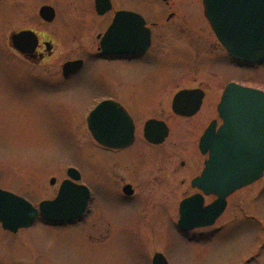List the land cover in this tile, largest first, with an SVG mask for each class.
<instances>
[{
    "label": "rangeland",
    "instance_id": "rangeland-1",
    "mask_svg": "<svg viewBox=\"0 0 264 264\" xmlns=\"http://www.w3.org/2000/svg\"><path fill=\"white\" fill-rule=\"evenodd\" d=\"M174 1L179 4L178 10L187 16V22L191 24L189 30L194 32L188 35V44L176 33L168 45L155 43L161 49L160 57L156 61L153 59L154 62H146L145 66L140 65L143 70H130L129 74L113 66H109L108 71H101L88 63L80 74L60 78L64 60L78 57L81 46L88 42L93 46L97 40L93 36L85 38L86 34L75 38L63 19L46 26L37 21L34 13L33 19L29 20L52 41L54 55L46 66L33 70L31 80L30 75L28 78L22 71L12 73L0 65V189L36 204L54 195L57 184L65 177V167L73 163L82 172V183L92 192L96 210L104 216L92 211L85 223L77 228H51L38 223L19 231L18 235H10L0 227V264H150L151 256L156 252L161 253L168 264H264V172L260 179L234 192L216 223L198 231L203 235H196L197 240L190 241L170 220L176 219V202L188 188L187 177L181 173L179 162L184 160L191 164L187 163L188 158L195 157L192 154L193 134L190 136L187 130L190 124L166 117L164 111L167 109L163 107L161 115L175 129L161 147V162L152 166V170L144 168L142 173H132L134 178H130L138 194L159 197L161 203L156 206L161 210L149 205V209L140 210L134 204L135 199L124 201L117 194L107 165L109 155L94 146L86 128L85 116L96 99L91 97L107 94L109 90L94 87L99 79L108 82V79L127 78L130 86H135V94L129 89L133 101L138 104L146 101L153 93L149 67L154 66H147L148 63L162 70L164 84H175L166 90L167 99L176 88L198 81L194 75L198 67H208L203 77L211 87L209 95L213 97L228 80L264 91V63L238 66L229 61L223 50L212 51L211 46L218 43L203 17L202 1ZM135 3L141 2L128 0L130 6ZM160 7L162 13L157 20L161 22L166 13L161 0H145V7L140 11L146 20H150L154 14L160 15ZM23 20V17L18 18L17 26H22ZM71 26L74 27V23ZM58 27H62V31ZM9 29L1 27L2 41ZM95 30L93 28L91 32ZM154 30L158 33L173 31L165 27ZM199 37H203L202 40H198ZM17 61L20 64L21 60ZM163 71L168 74L164 76ZM39 78H44L46 87L40 86ZM212 101L207 103V109ZM136 112L142 116L146 111ZM146 117H138L137 123H142ZM132 156L135 165L141 164L140 152ZM122 167H118L119 174L124 173ZM51 177L56 178L55 185L48 183ZM116 183L121 182L117 179ZM105 219L110 227L106 226ZM107 233L109 240L106 243L89 242L90 239L105 238ZM207 234L211 236L205 237Z\"/></svg>",
    "mask_w": 264,
    "mask_h": 264
},
{
    "label": "flooded vegetation",
    "instance_id": "flooded-vegetation-1",
    "mask_svg": "<svg viewBox=\"0 0 264 264\" xmlns=\"http://www.w3.org/2000/svg\"><path fill=\"white\" fill-rule=\"evenodd\" d=\"M138 1H140L141 3H135L133 6H130L128 4V0H99L98 3L96 0H58L54 1L53 3H50L47 0H0V30L1 27L2 29H7L8 27H10V29L6 32L4 36L5 39H3V41L0 39V65H4L5 68H9L10 70H12V73L15 72L16 74H18V71H22V73L25 74L27 77L28 75H30L31 78H28L31 80V73L33 72V70L37 67L46 66L49 58L54 55L52 41L44 35L43 30L35 28L32 22L29 21L33 19L34 13L36 14L37 21H39L43 25L47 26L50 23H55L57 19H63L64 23H68V26H66L67 30L71 31V35H73L75 38L84 36V34H86L85 38H87L88 36L90 39L91 36H93L94 39L97 40L93 46H91L89 42L88 45L81 46L78 51V53L80 54L78 57H73L69 60H64V62L60 66V78L63 79L70 78L71 76L78 73L80 74L81 71L86 67V65H88V63L91 64V66L94 65V68H100L101 71H108L109 66H113L117 68V70L126 72L127 74L130 73V70L134 69L141 71L144 68L140 69V65L145 66L146 62L153 61V59L156 61L157 58L160 57L162 53L161 49L157 46V44L155 45V43H160L161 45H168V41L172 40L173 35L175 33L178 34L182 40H185L186 44H188V35L193 34L194 32L192 29L189 30L191 24L187 22V16L183 12L178 10L179 4L177 3V1L175 2L174 0H161V2L163 3V7L166 9L164 17L162 15L161 22L157 20L161 17V7L160 15L154 14L153 17H151L152 19L146 20L144 15L140 11L141 9L143 10V8L145 7V0ZM49 11L52 12L51 19ZM120 11H133L141 14L145 19V25L149 28V46L145 51L134 53L124 51L105 53L100 47V38L108 28L109 24L112 22L116 13ZM20 17H23L25 20L20 23V25L22 26H17V21L18 18L20 19ZM13 22L14 24H12ZM73 23L74 27L71 26V24ZM159 27L172 28L173 31H162L161 33H158L154 29ZM58 28L62 31V27ZM93 28H96V30L94 32H91ZM23 32L31 35L32 39L26 40V38H24L25 35L24 37H17V35H20L19 33ZM202 38L203 37H199L198 40H202ZM25 44L28 46V48H32L30 52L22 53L16 48V46L23 47ZM211 48L213 49L212 51L223 50V48L219 44H217L216 46L212 45ZM201 49H198V52H200ZM18 59L21 60L20 64L17 61ZM67 61L80 62L78 63V66L74 71L64 76L63 65ZM234 64H239L238 66L241 65L245 67L253 66V64L251 63L234 62ZM151 65L154 67H149V69L151 70L149 72V81L153 93L149 94L148 97H146V101L143 103L138 104L133 101L134 98L130 96L129 89H131V91L135 94V86L134 84L130 86L129 79L127 78L108 79V82L107 80L99 79L98 81L100 82L94 85L95 88H98L100 90L109 89L107 90V94H94L91 97H95L96 99L92 103L93 105L91 104L92 106L88 110L87 114L92 109L97 107L99 103L108 102L105 108L99 112L100 117L95 121L94 129L97 130L99 127H101L104 130H107L108 133L114 134L119 131H126V128H128L129 130V127H131L130 140L127 145H121L123 144V140L125 139V136L123 135L120 138L114 139V142H119L120 145L105 146L98 141L97 136L95 137V135L88 130L87 125L86 128L89 131L94 146L109 155V161L107 165L110 171L111 178L115 181V184L117 186V194H120V197H123L124 201L135 199V206L140 210H144L146 208L149 209L152 206L159 205L161 201L158 200L159 197L153 198L146 194H138V190L132 184V180L130 178H134L133 176L135 174L142 173L144 168L147 170H152L153 167L156 166V164H159L161 162V147L166 141V139L169 138L173 129H175L174 125L171 126L167 119H165L161 114L167 112L166 117L171 116L174 119L188 122L190 124V129L187 130L189 131L190 136L191 134H193L192 143L194 149L192 150V154L195 157L194 159L188 158L190 161H186L187 163L191 164H186L184 160H181L179 162L178 167L181 168V173L183 172V176L187 177L188 188L185 189V191L183 192V196L178 199V202H176V219L170 220L172 221V224L175 225L177 231L182 233V235H187V240L194 241L197 240L196 235H203L201 234V232L198 233V231H204L212 227L216 223V221L222 216L227 207H225L224 211L211 225L195 226L187 230H180L177 228L176 225L178 219L179 203L181 200L190 197L194 194L201 195L203 205L209 204L215 198L212 195L203 194L196 187L192 186V180L201 172L203 162L206 156L202 155L199 152L198 143L202 133L210 122L215 121V128H218L221 125L222 120L217 115V104L219 102L221 92L227 82L237 81H226L220 93L213 97L209 95L211 87H209L203 77L205 76V72L208 70V67H198L194 74L198 77V81H193V84L184 85L182 87L176 88L175 91L171 94V96L169 95L170 98L167 99L168 96L166 95V90L175 84H164L163 78H161L163 75L162 70L156 67L157 65L155 66L151 63H148L147 66ZM118 66H120V68ZM167 74V72H164V76ZM47 75L50 76V74ZM42 76H44L43 73ZM171 79L174 80L175 78ZM37 82L41 84L40 86L42 87V84L44 85V78L37 79ZM180 90H187L189 92L188 98L184 102L185 107L190 108L191 106H196L194 109L195 111L192 112L190 115L177 114L172 109L173 97ZM212 99L213 101L211 107L207 109L206 105ZM163 107H165V109L167 110L161 113V110L164 109ZM143 110H145L146 112L142 116H138L136 111ZM210 113H213L212 116H210ZM87 114L85 116V121ZM138 117L146 118L142 123L138 124ZM163 132H166V134L160 142H155L152 140H157L163 134ZM136 152H140L142 156L141 164L137 165H135L131 160V157H133L132 155ZM187 156L191 157V155ZM198 156H200L201 158H198ZM130 163L132 164V166L130 165ZM120 166H123L122 169L120 168L122 172L128 173L129 171V174H119L118 167ZM68 167H75L79 170L81 176L78 182L82 183V172L80 171L78 166L72 163ZM68 167H65V177L62 178L59 183L66 178V172ZM178 167L176 168L178 169ZM175 171L177 170L175 169ZM132 173H134V175H132ZM51 179L53 180L52 184L50 183ZM117 179L121 182L118 185L116 183ZM48 183H50V185H55L56 178L51 177L48 180ZM55 194H57V189L54 195ZM54 195L51 198H53ZM229 197H227V200ZM150 198L154 200L151 201ZM155 200H158L159 202H156ZM94 202L95 200L90 190L88 206L82 211L79 216L71 219L70 221L48 222L42 220L39 216H37L33 223L29 224L26 227H20L23 229L18 228L17 230H27L31 226H36L38 223H40L41 226L51 228L57 227L65 229L70 226L77 228L85 223L84 221L88 218V215L92 214V211L95 212L94 214L103 215L101 211L96 210ZM147 205H149L150 207H147ZM156 208L161 210L160 207L156 206ZM106 223V226L110 227L108 221ZM0 227L2 228V231L7 232L10 235H18L19 233H21L18 232L17 234V230L10 231L4 229L1 224ZM108 234L109 233H107L105 238L102 237L101 239H90L89 242H93L96 244H104L109 240ZM79 236L81 237L82 235ZM210 236V234L205 235V237ZM82 238L86 240L84 237ZM150 264H152L151 260Z\"/></svg>",
    "mask_w": 264,
    "mask_h": 264
},
{
    "label": "water",
    "instance_id": "water-1",
    "mask_svg": "<svg viewBox=\"0 0 264 264\" xmlns=\"http://www.w3.org/2000/svg\"><path fill=\"white\" fill-rule=\"evenodd\" d=\"M202 4L204 16L212 31L231 57L247 62L264 61V0H202ZM49 15L51 19V11ZM125 23L131 26L129 35L116 37V32ZM19 36L26 40L32 39L31 35L24 32L17 37ZM148 43V30L144 27V20L132 12L117 13L101 40V46L106 52L130 49L142 51L147 48ZM16 48L22 53L30 52L32 49L26 44ZM76 68L77 63L68 62L64 65V73L68 74ZM188 94L187 90H183L175 95L172 108L176 113L189 115L195 111L196 106L187 108L184 105ZM107 103L102 102L89 114L88 127L103 144L120 145L118 142L114 144V139L124 135L125 139L121 145H126L130 140L131 127L129 130L125 127L126 131L114 134L101 127L94 129V123L100 117L99 112ZM218 112L224 122L217 131L213 126L209 127L202 136L199 148L202 153L208 152V159L200 176L192 181L193 185L202 189L204 193H214L217 199L204 208H201L198 195L182 201L178 226L183 229L212 223L224 209L227 195L255 181L263 174L264 92L228 83L218 104ZM165 134L166 132H163L153 141L160 142ZM67 174L74 181L79 179L75 169H68ZM72 180H63L55 198L39 202L38 210L23 197L0 189L2 227L10 231L26 227L34 221L37 212L50 222H66L79 216L87 205L89 190L85 185ZM208 214H210L208 219L204 220ZM152 264L167 263L161 253H155Z\"/></svg>",
    "mask_w": 264,
    "mask_h": 264
},
{
    "label": "bare ground",
    "instance_id": "bare-ground-1",
    "mask_svg": "<svg viewBox=\"0 0 264 264\" xmlns=\"http://www.w3.org/2000/svg\"><path fill=\"white\" fill-rule=\"evenodd\" d=\"M203 17H204V19L207 21V19H206V17L204 16V14H203ZM208 22V21H207ZM208 24H209V22H208ZM210 25V24H209ZM211 28V27H210ZM58 186H59V183L57 184V188L56 189H58ZM19 229H23V228H19ZM18 232H19V230H17V234H18Z\"/></svg>",
    "mask_w": 264,
    "mask_h": 264
}]
</instances>
